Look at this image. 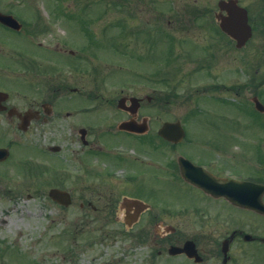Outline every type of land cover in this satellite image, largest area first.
<instances>
[{"label": "rangeland", "instance_id": "rangeland-1", "mask_svg": "<svg viewBox=\"0 0 264 264\" xmlns=\"http://www.w3.org/2000/svg\"><path fill=\"white\" fill-rule=\"evenodd\" d=\"M63 1L5 0L4 11L14 10L26 18H34L33 21L41 20L45 30L39 32L38 42L68 55L73 65H59L58 69L49 72L28 63L23 74L11 73L13 79L27 86L23 87V95L13 93V100L21 102L23 97L24 104L26 97L44 95L35 89V84L31 87L32 92L25 90L33 83L35 68L45 75V78L35 77V81H46V85L52 86L54 79V85L59 88L71 83V87L79 91L75 92L77 100L92 97L91 105H87L91 120L86 117L91 122L92 151L87 154L86 148L83 152L80 135L71 133L67 120L46 125L43 133L23 134V144L17 139L21 138L19 134L8 133L4 137L0 133V142L7 143L15 153L6 164L0 165V264H117L116 261L118 264H147L144 250H136L131 238L120 232V225L115 221H103L106 230H111L113 235L103 239L104 234L97 229L99 223L91 225L85 216V209L89 210L87 203L83 211L78 206H71L66 212L50 200L48 193L58 187L71 191L76 200L86 201L97 195L94 190L98 183L106 185L99 191L106 197L119 192H143L144 188L150 191V185H154V193L167 195L176 206L198 201L196 194L182 187L184 181L176 179L179 176L167 174V167L161 163L173 164L171 159L175 160L180 154V146L171 152L169 159V148L163 151V147L169 146H161L163 143L155 140L159 152L152 163L156 166H151L148 177L145 175V185L139 190L138 182L145 177L134 176V181L129 182L127 172L107 174L106 165L112 161L97 156V151L104 145L101 142L107 144L105 140L111 139V132L118 130L116 123L123 114L112 101L122 94L153 97L149 110L153 114L152 134L157 133L164 122L179 120L193 140L200 139L199 144L182 147L183 153L202 160L223 158L230 162L224 165L225 170L236 167L252 174L263 170L254 169V166L261 163L257 154L263 149L258 145L264 146V115L254 116L251 98L259 95L264 104V12H261L264 0H239L250 10L252 18L258 14L259 22L251 42L239 50H232V41L227 45L226 36L220 34L221 39L215 40L218 27L214 29L213 25L217 24L220 0H66L67 12L61 13ZM208 27L213 29L212 34ZM210 43L213 45L207 58L208 52L204 51ZM51 47L50 53L54 51ZM20 49L21 53L28 51L32 56L37 53L26 37H23V50ZM65 49L73 50L74 55L70 56ZM53 55L59 54L54 52ZM46 58L49 57L43 54L37 62L52 68ZM59 60L68 64L67 57L60 56ZM240 60H245L250 67L244 76L247 69ZM227 86L235 87L225 90ZM14 87L17 84H13ZM67 89L65 91L70 92ZM62 95L74 96L73 93ZM102 97L112 99L108 107ZM78 103L76 111L80 110ZM233 104L237 110H233ZM242 107L245 109L241 110ZM223 113L232 121L222 118ZM73 121L81 126L76 116ZM230 129L235 130L236 138L228 136ZM100 132L104 134L99 135ZM103 135L109 137L103 138ZM112 139L107 150L112 147V151L125 153L117 148L118 144H125L127 152V148L136 144V149L140 150L137 153L148 159L142 153V143L136 142L135 138L124 135ZM143 143L153 145L152 140ZM55 145L60 146L57 152L50 150ZM234 157L239 158L229 160ZM261 161L264 165V158ZM130 166L125 168L131 169ZM95 169L99 172H94ZM232 172L237 174L234 169ZM215 213L210 216L208 212L203 218L205 230L214 227L210 234L213 239H222L223 235H229L227 229L235 228L264 236V230L256 228L253 218L248 215H240L244 222L237 223L240 218L233 222L231 213L222 211L219 216ZM236 244H240L235 249L243 264H264L263 246L258 248L251 246L256 243L243 241ZM128 249L131 251L128 257L117 253V250L126 253ZM158 264H162L161 261Z\"/></svg>", "mask_w": 264, "mask_h": 264}, {"label": "flooded vegetation", "instance_id": "flooded-vegetation-1", "mask_svg": "<svg viewBox=\"0 0 264 264\" xmlns=\"http://www.w3.org/2000/svg\"><path fill=\"white\" fill-rule=\"evenodd\" d=\"M7 4L5 0H0V11L5 14H11L13 10L11 11H4L3 7ZM10 7H13L10 5ZM248 12L250 13V10L248 9ZM23 23V20H21ZM217 22V21H215ZM218 24V22H217ZM214 23V27H218L216 32V35L219 39L220 34L223 36L225 34L221 33L219 31V24L217 25ZM23 33H27V29L23 30V26L20 27L19 30H15L11 27L6 26L4 23L0 21V91L6 92L9 94V96L6 98L5 101H0V133L5 137L8 133L21 136V138H17L19 141L22 140L23 144V134L25 136L43 133L41 132L46 125L49 124H55V122H60L63 120H67L70 122L68 123L69 130L71 133L76 135L77 133L80 135V141L83 144V152L85 153L86 148L87 154L91 153V122H89L88 119L91 120L89 117L91 115V110L88 109V107L91 105L92 97H80L76 98L75 92L76 87H71V83H68L66 86L59 88L58 86L54 85V79H53V85L48 86L46 85V81H35L36 78H45V75L38 73L37 68L33 69L36 74L33 75V83L29 85V88H26V91H31V87L33 84H35V89L41 90L43 92V96L41 97H34L28 98L26 97V102L23 104V97L20 98L21 102H15L16 100H13L15 97V92L22 93L23 95V82L18 83L16 79H13L11 77V73L15 74H23V69L25 70L28 66V63H31L34 67H40L41 69H46L47 71H51L52 69L56 70L59 68V65H72L71 60H69V56L66 54H63L58 49L52 48L50 45H44L41 42H33V44L36 43V51L37 53H34L33 56L28 51H21V47L23 50ZM33 39V38H31ZM30 39V40H31ZM232 50H234V41ZM227 44H230L229 37L227 38ZM50 47L54 49V51H51L50 53ZM46 48V49H45ZM20 50V51H18ZM65 52L68 51V54L72 56L70 50H64ZM54 52H57V54L61 55L62 58L68 56V64L62 63L59 58L60 56H54ZM44 54L45 57L52 63V68H49L47 64L43 66L41 62H37V58H41ZM64 55V56H63ZM24 57V58H23ZM36 60V61H35ZM73 61V60H72ZM23 62H25L23 64ZM24 66V67H23ZM73 67V65L71 66ZM29 69V68H28ZM29 78V77H27ZM32 78V79H33ZM50 78H52L50 76ZM28 81V83H30ZM13 84H17V87L12 88ZM19 85V86H18ZM27 87V86H24ZM17 88V89H16ZM69 90L71 93H73L74 96L69 95V97L63 96L62 94L70 92H66ZM48 89V90H45ZM15 90V91H13ZM45 90V92H44ZM79 92V91H78ZM14 93V94H13ZM124 96V97H123ZM18 98V97H16ZM19 99V98H18ZM65 99V100H63ZM98 99V98H97ZM104 101L107 103V106L109 103H111L112 99L110 98H104ZM122 100V108L119 107V102ZM111 100V101H110ZM83 101L84 103H82ZM116 101V102H115ZM136 101L137 105L132 106V102ZM153 98L150 96H136L133 94H122L117 100H113L112 102L115 103L117 106V109L123 114V118H121L116 124L117 126L121 122H125L131 118L130 109L131 110H138L137 111V121L139 122L143 117H149L148 124L151 123V120L153 119V114L149 111L150 106L152 105ZM80 102V103H78ZM80 106L78 111H76L77 107L76 104ZM89 104V105H88ZM88 105V107H87ZM74 106V107H72ZM132 106V108H130ZM89 110V111H88ZM74 116H76V119L78 122H80L81 126H77L76 123L73 121ZM2 125L3 128H2ZM152 131V130H151ZM105 133H108L104 131ZM104 132H100L99 135L104 134ZM232 132V131H229ZM122 133V134H120ZM150 131L147 133L146 136ZM111 134L114 136L110 137L111 139L105 140L107 144H105L103 141L101 142L104 144L103 146L100 145V149L97 151V156L102 155L104 158H108L112 161V163H108L106 165L105 169H108L107 174L112 175L116 174L118 172H127V179L128 181H134V174H139L140 176L145 177V175L148 177V173L152 167H155L156 164L147 163L149 165H146L144 161V156H141L139 153L140 150L136 149V144L131 146V149L129 150V153L133 152L136 153L135 155H129L128 153L121 154L119 151H112L107 150L106 147L108 142L112 141V138H117L119 136H122L123 134L125 136H131L132 138H135L136 142L141 143L145 141L142 138H139L138 136L129 133L127 131H119L114 130L111 132ZM103 138H108L109 136L103 135ZM8 137H10L8 135ZM4 142V141H3ZM0 142V148H9L7 146V143ZM117 142H120L117 141ZM187 143L184 146L193 145L192 141L187 140ZM114 144V143H113ZM112 144V145H113ZM143 148L142 153H145L148 159H154L155 154L159 151H157V148L155 144H142ZM162 146V145H161ZM117 148H126L124 144H118ZM208 148V147H207ZM10 149V148H9ZM210 149V148H209ZM97 150V148L95 149ZM167 147H163V151H167ZM11 151V156L13 155V151ZM162 151V150H161ZM171 151H168L167 158H171ZM180 154H178L179 156ZM184 155L186 158L191 160L193 163L199 166L205 167L208 171H210L211 174L215 175L216 177H219L222 180V182L227 183L224 179L227 178H233L237 180H263L264 178V172L263 171H256L254 174L248 173L243 171L240 168L231 167L230 169L225 170L224 165H227L230 163L229 161H226L225 159L221 158H207V159H196L193 158L187 154H181ZM177 156V157H178ZM89 157V155H88ZM143 157V158H142ZM173 160L171 159L170 164L168 161H163L161 163H164V165L167 167V174L169 175H176L179 176L176 179H181L182 187L189 190L191 193L196 194L199 198L198 201L191 202L188 205L183 204V206H176L174 203L170 201L167 195H158L157 193H154L152 188L154 185H150V191L149 189L144 188L143 192H119L118 194H111L110 197H106L103 195V193H99L100 189H105L106 185H101V183H98V186H95V192H98L97 195H92L89 197L88 200H76L75 196L71 191H69L72 196V204L71 206H78L82 211L85 208L87 203L88 209H85L86 211L85 216L88 217V221L90 223H93L94 221L101 222L102 224L99 226V231L101 232H107L105 228V224L103 221L108 222L115 221L116 224H119L120 227L118 228L120 232L123 234H127L134 245L136 246V250L141 249L144 250L145 256H147V264H158V261H161L162 264H242V261H240V253L235 249L236 244L238 242L241 243L242 240H245L244 238V231L242 229H233L228 230L229 235L231 233H235L234 238L230 241L229 244V251L228 253H224L222 250V243L223 241H226L229 239V235H223L222 239H213L211 238V231L214 229L205 230V224H204V217L206 214L215 213L217 216L221 214V212H227V214L231 213V218L233 222L237 219V217H241L240 215H253L254 225L256 228H261V220L258 218V216L264 218L261 216V214L239 207L235 204H232L227 198H225L224 193H220L219 195L211 194L206 192L205 190L201 189L200 187H197L189 182H187L182 172L180 171L179 165V158ZM229 160H235L234 158H230ZM120 161H124V163H121ZM7 161L0 162V165L5 163ZM133 164V165H132ZM131 165L127 169L125 166ZM153 165V166H152ZM152 166V167H151ZM258 168L257 166H254ZM233 169L236 171L237 174H234L235 172H232ZM174 170V171H173ZM94 172H99L97 169L93 170ZM177 171V173H175ZM93 172V173H94ZM197 174L195 173L193 175V170L191 171V176L195 177ZM130 176V177H128ZM173 177V176H172ZM169 178V177H168ZM157 179L161 180V177H158ZM167 179V177H166ZM142 180V179H140ZM145 179L141 182H138L137 190L141 189L143 185H145ZM150 180V179H149ZM170 180H174L171 179ZM176 181V180H174ZM177 182V181H176ZM257 182V181H256ZM178 183V182H177ZM205 183V182H203ZM120 184H126L124 182H121ZM119 184V185H120ZM118 185V186H119ZM127 185V184H126ZM147 185V184H146ZM99 187L98 190L96 188ZM207 190H213L212 187H206ZM92 189V188H91ZM220 189V188H219ZM221 192H224L225 190H221ZM233 192V190L231 189ZM213 192V191H212ZM158 195V196H156ZM129 199L132 200H140L145 202L148 207H144L140 205L139 203L136 205L132 201H129ZM225 207L227 210H225ZM70 208L66 209V211H69ZM225 214V213H223ZM237 216H236V215ZM138 220L133 223L131 227L127 225L129 222H133V218L135 216H138ZM248 215V216H249ZM209 216V215H208ZM97 218V219H95ZM258 218V219H256ZM244 222L241 218L238 220L237 223ZM220 232V231H219ZM209 234V235H208ZM252 240L248 243H262L261 237H251ZM190 244L192 247V250L194 252V255H192V251H187L186 245ZM141 248V249H140ZM180 251H183L181 253H178ZM128 253L130 254L131 251L128 249ZM249 252H247V255Z\"/></svg>", "mask_w": 264, "mask_h": 264}, {"label": "water", "instance_id": "water-1", "mask_svg": "<svg viewBox=\"0 0 264 264\" xmlns=\"http://www.w3.org/2000/svg\"><path fill=\"white\" fill-rule=\"evenodd\" d=\"M222 27L224 30H226L227 32L233 34V35H238V36H242L245 32H248V29L246 28V30L244 29V27H242L241 23L237 20H231V21H227L222 23ZM258 107H260L259 105H257ZM176 129V126H168L166 129L163 130L162 134L170 139H173L176 135L168 130H174ZM61 193H59L57 190H53L51 192V196L53 198H56L58 195H60Z\"/></svg>", "mask_w": 264, "mask_h": 264}, {"label": "bare ground", "instance_id": "bare-ground-1", "mask_svg": "<svg viewBox=\"0 0 264 264\" xmlns=\"http://www.w3.org/2000/svg\"><path fill=\"white\" fill-rule=\"evenodd\" d=\"M232 196H233V199L235 200V201H237V202H241V197L238 195V194H236L235 192H234V190H233V192H232Z\"/></svg>", "mask_w": 264, "mask_h": 264}]
</instances>
